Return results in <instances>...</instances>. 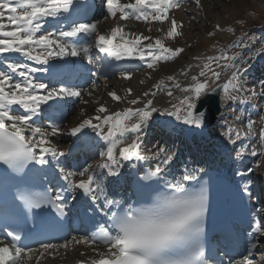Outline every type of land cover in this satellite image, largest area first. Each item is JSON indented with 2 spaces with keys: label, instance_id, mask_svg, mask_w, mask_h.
Segmentation results:
<instances>
[{
  "label": "snow or ice",
  "instance_id": "1",
  "mask_svg": "<svg viewBox=\"0 0 264 264\" xmlns=\"http://www.w3.org/2000/svg\"><path fill=\"white\" fill-rule=\"evenodd\" d=\"M180 2L181 0H133V2L121 3V0H105L107 8L105 19L117 18L119 14V21L134 18L149 24L157 22L159 25L157 31L161 35L153 37L128 32L120 23L102 32L99 29V21L72 22L66 30L44 31L45 23L49 18L55 20L62 17L68 21L76 10L75 0H0V55L19 54L26 61H34L37 64H48L54 57L65 56L82 57L91 63L90 53L94 47L116 61L126 58L139 59L145 62L149 70H153L159 62L178 58L184 51L181 47H171L166 44V41L182 35L178 31L182 25L174 17L169 16V9L179 7ZM193 2L197 7L200 6V0ZM83 11L86 9L81 8L80 12ZM227 31L231 32L232 29L228 28ZM78 38H86V42L78 43ZM262 52L264 49L259 50L256 55ZM235 58L225 56L223 53L219 57H206L201 65H198V74L191 76V83L184 87L179 83L174 84V87L184 93L178 105L158 108L153 106L152 99L141 101L137 97L128 100V103L142 106L125 107L122 111L110 113L101 103L95 108L94 116L84 115L74 126L68 128H63L55 122L44 127L36 124L34 117H38L43 110L42 105H48L49 101L61 97L78 98L81 92L64 85L50 88L49 85L36 81L32 76V73L45 69L6 59L7 70H0V166H3L0 167V185L8 186L16 179L14 174L25 173L30 166L39 165L43 168L49 165L50 157L58 164V157H64L65 152L57 148L52 138L67 135L79 139L84 134V130L90 128L105 143V150L100 153L101 161L84 167L78 173L66 171L64 167H59L58 171L69 189L82 190L93 203L98 202L103 196L104 209H107L104 214L108 223L99 226L90 236L73 237L72 241L59 247H66L73 241L104 245L107 251L98 252L99 259H93L91 264H254L251 258L253 250L258 249L264 239V220L261 219L264 206L255 209L251 223L252 230L248 233L247 254L238 260L225 262L222 258L223 254L220 258L209 256L201 241L204 217L208 210V187L207 182L198 181L193 172L186 170L174 183L164 181L165 190L158 192L157 200L165 206V211L159 215L154 214L152 209L131 206L123 212L112 211L110 206H117L120 202L103 195L104 190L100 181V177L105 174L108 177H117L119 175L117 169L122 160L151 158L156 161L154 168L136 182L141 191L151 190L152 185L144 182H155V178L163 176L165 170L171 166L174 154L169 153L166 146L158 145L156 151L151 153V157L142 155L141 133L153 113L161 112L175 116L177 120L183 116L185 124L200 127L205 123L206 113H197L194 110L197 109L199 98L205 94L222 89L226 99L233 102L240 100L241 103H248L258 95L264 96V87L259 93L255 88L241 89L236 72L228 82L212 87V82L219 81L221 76V72L216 71L212 65L216 63L217 67H220L217 63L219 60ZM14 74L19 79H14ZM130 75L128 71L120 72V76L124 79H129ZM166 79L175 81L172 75H168ZM163 83L160 81L152 87L159 89ZM127 91L131 93V89ZM232 91H243L246 94L241 98L232 95ZM88 95L91 96L92 92L89 91ZM107 95L113 101L122 102L123 98L116 91H109ZM149 95L155 93L150 91L142 93L145 98ZM167 95L172 96V91L168 90ZM81 103L86 104L88 101L82 100ZM51 107L49 105V108ZM80 111L84 113L83 108ZM128 133L135 134V138L130 143L125 142ZM222 135L227 143L235 145L242 138L246 139L254 135V121L249 119L245 127L241 128L230 125ZM259 137L261 141L259 152L253 149L251 155L264 157V127L259 129ZM245 152L246 149L241 147L236 151V157H243ZM253 170L254 168L247 169L248 172ZM237 174L243 175V173ZM77 175L79 179L75 178ZM189 182H196L200 186L189 191L186 187ZM169 191L171 194H167ZM242 191L251 199L247 184L243 185ZM15 198L25 210L31 211L33 208L51 205L59 214H63L64 195L61 191H56L53 195L51 190L17 189ZM6 218L7 211H0V219ZM3 232L9 243L0 240V264H19L24 256L36 251L20 245L22 235L19 231L5 226ZM56 247L58 246L55 244H41V255Z\"/></svg>",
  "mask_w": 264,
  "mask_h": 264
},
{
  "label": "bare ground",
  "instance_id": "2",
  "mask_svg": "<svg viewBox=\"0 0 264 264\" xmlns=\"http://www.w3.org/2000/svg\"><path fill=\"white\" fill-rule=\"evenodd\" d=\"M213 1L214 0H200V5L203 8V10H205L206 12H210V7H211L210 5L212 4L211 2ZM129 2H133V0H121V3H129ZM196 8L197 6L193 2V0H184L182 3H180L179 7L169 9V16L174 17L182 25L181 28H178V31L182 33L181 37L182 38L184 37L186 41H192L193 37H195L197 34L193 32L194 29L196 28L194 22ZM118 15L119 14H117V18L105 19L106 14H102V12L99 11L98 14L94 16L93 20L90 23L99 21V29L102 32H106L110 30V28L117 23L116 20H118ZM130 22L131 24L123 23L122 21L118 20V23L122 24L125 30L128 32H137V33H142L144 35H151L153 37L157 35H161V33L157 31V27L159 26L157 22H152L151 24H149L145 21L136 20V19H130ZM213 23L215 24L214 21ZM64 26L66 25L62 23L54 28L44 29V31H56L58 30V28L63 29ZM200 29H204V27L202 28L198 27V31ZM218 29L220 32L222 31V28H218ZM221 33L224 34L225 31L224 33L223 32ZM176 41L177 40L173 38L170 41H166V44L171 47H177ZM77 42L84 43L86 42V38L85 39L78 38ZM183 45H185V43L180 41L178 47H182ZM192 54H194V56L196 55L197 57H201L203 55V52L199 51L198 48L197 49L189 48L188 54L186 55L185 53L184 55L186 57L180 56L178 58H174L173 60L167 62L161 61L153 70H149L146 67L145 62L140 61L139 59H137L139 64L137 63L136 65H128L123 68L117 69L115 68L113 61L108 59L104 53H100L98 49H95L93 47L90 53L91 63H89L87 59H84L82 57H73L70 63H67L65 65V66H70V70L69 71L66 70L65 78L60 83L53 84L51 87V88H58L61 85H64L67 87L76 88L81 92V96L78 98L61 97L66 107L65 111H62V109L44 110L41 112L40 116L35 120V122L36 124L44 127H48L50 124L55 122L57 124H60L63 128H68L74 126L79 121V119H82L84 117V115L94 116L96 114L95 108L99 106V104L101 103L106 106V108L110 113L115 111H122L125 107L142 106V105L133 106L128 103V100L135 99L137 97H139L141 101H143L144 99H152L154 101L153 106H155L156 104L158 105V103L162 104L163 101L167 104L166 105L167 107H170V105H172L171 104L172 101L178 100L179 102V99L184 95V93H182L179 89L174 87V84L176 83V78L182 75V70H184L187 64L189 63L190 60L188 58L191 57ZM9 55H13V57H9ZM6 59L12 62L21 63L22 57H20L19 54H14V53L0 55V70H7L5 64ZM128 59H135V58H128ZM262 66H264V60L257 59V57L255 56L252 60H249V58L244 53H242L235 59L234 62L231 63V66L229 68L230 70L228 71L222 70L219 80H222L224 81V83H226L232 77V74L236 72L239 86L241 87V89L245 87L248 88L250 86V88H255V90H259V87L257 88V83L255 78L258 76L257 73L261 70ZM121 71H128L131 74L130 78L129 79L122 78L120 76ZM168 75L174 76L175 81H167L166 77ZM14 79H18L15 74H14ZM160 81H163L164 83L159 89L152 87L154 84H157ZM215 82L217 81L212 82V85ZM189 83H191V79L190 80L185 79L182 83L180 82L179 84L181 85V87H184L187 86ZM94 84H95V88H93ZM128 89H131V93L127 91ZM168 90L172 91L173 93L172 96L167 95ZM89 91L92 92L91 96L88 95ZM109 91H116L117 94L123 98L122 102L113 101L107 95ZM145 91H150L151 93H155V95H149V97L145 98L142 96V93ZM232 92L239 95L243 91H239V92L232 91ZM245 94L246 93H243V95ZM225 97L226 94L222 90L221 98H220L222 102V108L218 113V117L215 123L209 128V136L207 138L200 137L199 140H197L195 137H192L191 139L193 140L192 144H189L187 140L183 138V136H185V132L188 131L187 129L189 128L190 124L184 123L180 126L179 122L178 123L175 121L173 122L168 115H167L168 117L166 116L165 118H163L162 116H160L161 112L153 113L152 117L149 119V122L144 126L143 131L141 133L142 155L151 157V153L154 152V149L158 145L166 146L168 148V145L171 144L168 141L160 145L161 138H164V136H168L169 141H171V139H175L179 141L173 143V146L171 144L173 149H175L176 147L175 150L170 151L169 150L170 148H168L169 153L174 154V161L171 163V166L165 170L163 176H161L163 177L162 179L164 181H170L174 183L175 180L178 179L183 174V171L181 169L182 167H184L183 169L185 171L187 170L189 172H193V174L198 173L199 170L195 168L201 166L200 161H202L205 157H207V160L210 163L209 167L210 168L213 167V171L216 173L224 174L227 172L228 169H231L232 171L231 174H232L234 173L233 170L234 167L235 168L237 167L236 170L238 169L239 172L243 173L244 175L245 170H247L248 168H254L253 176H255V172H256L254 166L255 157L251 155V152L253 150V146H252L253 140L256 138L257 135L256 130L254 129V135L252 137L246 139L242 138L235 145L227 143L222 133L226 132L227 128L230 125H234L235 127L241 128V127H245L249 119L252 120V116L254 114L253 110L255 109L254 103L257 97L248 103H241L240 101L232 102L230 108H226L224 106V101L229 100L226 99ZM82 100H86L88 101V103L83 104L81 103ZM80 108L84 109V113H81V111L79 110ZM74 111H76V115L71 116L70 119L68 120V115L72 114V112ZM165 125L169 128V132L173 131L174 133V130L177 129L179 131L178 136L173 137L170 136V133H165L164 132ZM85 131L88 132L87 135L92 134L94 136L93 140H90V137L83 138L82 136H80L79 139H77L75 137H70L67 135L57 136L52 138L53 143L57 146V148L65 152L64 157L61 158L58 157L59 160L58 164L55 161H52L57 178L62 179L59 175V171H58L59 167H64L66 171H69L67 164L68 162L66 160L67 158L72 159L74 163L75 161L74 159L78 158L79 156L85 157V160L82 159V162L80 164V167L83 168L87 167L90 164L95 165L101 161L100 153L105 150L104 141L100 140V138L96 136V134L93 132L92 129H85L84 132ZM69 137L71 138V141L75 140L74 141L75 146H81L80 152L73 150V148L66 150L67 147L65 142L66 139H68ZM134 138H135L134 133H128L126 134L125 142L130 143L131 140ZM177 147L179 149H177ZM241 147H244L246 149L244 156H247L248 160H244V158L242 157L240 158L236 157V151H238ZM229 148L231 150H228ZM118 152H119V146L116 149L117 155ZM224 152H225L224 155H220ZM225 155L229 157V160H222V157H224ZM245 162H249V163L246 165V168H243L242 165ZM132 163L133 162L126 164L122 160L120 163V167L118 168V170H120L119 175L116 178L111 177L112 181L109 180L108 182L109 185H107V187L111 189L112 187L111 184L113 182V179L114 181H116L117 179L119 181L117 182V186H116L117 189L123 187L122 183H124L125 185L130 184V181L132 179L131 177L132 174L130 173L132 169L131 168ZM155 163L156 161H154L151 158L146 160H140L139 167H142L143 165L147 166L148 164L149 167L153 169ZM80 167L78 169H76L75 167V170L73 171L71 170V172L78 173L83 169ZM75 178L79 179L80 177L77 175ZM250 180L254 184V179L252 180V176L250 177ZM262 185L264 189V181ZM58 187H59V183H57L55 189L58 190ZM65 189L68 191V199L66 204L69 207L72 208L79 204L84 205L85 198L83 197L82 190L77 189L73 191L68 188L67 183ZM122 192L123 190L121 188V190L118 193H122ZM126 193L127 194L125 195L124 200H127V203H129L130 200H132L133 198L130 191V187L126 186ZM116 199L118 200L119 196ZM262 206H264V201ZM75 215L76 213L73 214L72 219L73 222L76 224L77 230L72 231L71 235L76 234L74 237L78 238L79 237L78 234H81L83 232L82 230L83 228L80 227L78 219ZM262 216L264 217V214H262ZM261 219L264 220L263 218ZM250 227L251 224L246 225L247 230H249ZM71 235L69 237H71ZM244 237L245 238H242L241 240L242 243L237 250L240 251V254L243 253L245 255L247 254L249 236L248 234H246ZM262 243H264V239H262ZM92 246L97 248V250H99L98 248H100L94 245ZM37 247L39 248L40 246ZM101 250L102 248L99 251ZM253 252H254L252 258L253 261L255 259L256 263L261 264L264 260L263 248L262 249L258 248L256 250H253ZM29 256L25 259L22 258L23 260H21V263L23 264L28 263L30 260ZM88 256H91V258H87V257L83 258L80 256L81 258H78V260H67L66 262L63 263L60 262V263L81 264L80 261L82 260L91 263L93 259L99 258L98 255L95 253L94 254L90 253Z\"/></svg>",
  "mask_w": 264,
  "mask_h": 264
},
{
  "label": "rangeland",
  "instance_id": "3",
  "mask_svg": "<svg viewBox=\"0 0 264 264\" xmlns=\"http://www.w3.org/2000/svg\"><path fill=\"white\" fill-rule=\"evenodd\" d=\"M211 3L212 4L210 5L211 6L210 12H206L205 10H203L201 5L196 8L195 16H194V20H195L194 22L196 28L194 29L193 32L197 34L195 37H193L192 41H186L184 37L183 38L181 37L182 35L175 38L177 40L176 41L177 46H179L180 41L185 43V45L181 47L184 49L183 53L180 55L181 57H186L184 55L185 53L186 55L188 54L189 48L190 49L198 48L199 51L203 52V55L201 57H197L196 55L194 56V54H192V56L188 58L190 61L185 67V69L182 70L183 76L180 75L179 77H177L176 83H180V82L182 83L185 79L190 80L191 76L197 75L199 72L198 65H201L202 61H204L206 57H210V56L219 57L221 53H223L225 56L237 58L240 54L244 53L249 58V60H252L254 56L257 58L263 57L264 59V52H262L260 55H256V53L259 50L264 49V0H214ZM213 21L215 22V24L218 23V25L222 27L223 30L225 29L224 31L226 34L224 33L223 30L221 32H223L224 34H222L218 29L214 28ZM198 27L200 28L204 27V29H200L198 31ZM228 28H231L232 31L231 32L227 31ZM260 32L261 34H259ZM209 33H211V35H209ZM180 39H182L183 41ZM245 45H247V47H244ZM235 59L234 60L221 59L217 62L220 65V67H217L216 63H214L212 66L216 71L219 72H222V70L228 71L230 70L229 68L231 66V63L234 62ZM189 65H191V67H188ZM225 65H230V66L224 67ZM257 74L258 76L255 79L257 83V88L259 87V90H257V92L259 93L260 89L264 87V84L261 83L264 82V69L260 70ZM248 88H250V86ZM243 93L244 92H242L241 94L243 95ZM241 94L237 95L234 92H232V95H236L238 97H242ZM230 101L231 100L224 101V105L226 108H230L231 105L230 103L233 102ZM176 103L178 105V100L171 102V104H176ZM254 104H255L254 105L255 109L253 111L254 114L252 116V121H254V129L256 130L257 135L256 138L253 140L252 146L255 150H257V152H259L261 146L259 129L261 127H264V119H261L262 117H264V96L258 95ZM166 105L167 104L162 101V104L158 103V105L156 104L155 106L159 108H165L167 107ZM74 115H76V111L68 115V120L70 119L71 116ZM160 116L165 118L167 114L160 113ZM169 117L171 119L172 118L176 119L175 116L172 117L169 116ZM172 121L174 122L173 119ZM175 122L177 123L179 122L181 126L184 123L183 116L181 117L180 121L178 120ZM90 140H93V138L91 137ZM70 141H71L70 137L66 139L65 142L67 147L66 150L71 149L75 145L74 143L75 140L71 142ZM167 141L170 142L172 146L173 143L179 142L178 140L175 139H171V141H169V137L164 136V138H161L160 145L164 144ZM171 144L168 145V148H170L169 149L170 151H173L176 149V147L175 149H173ZM156 148L154 149V151L156 150ZM177 149L179 148L177 147ZM254 157H255V165L257 164L259 165V167H256L255 169L256 172L254 179V191L256 196H258V203L261 205L262 202L264 201V189L262 185L263 175H264V157H261L259 155ZM82 159L85 160V157L79 156L78 158L74 159L75 161L73 163L72 159L67 158L66 160L68 162L67 163L68 170L73 171L75 170V167L76 169H78L80 167ZM117 171L118 173H120V170L117 169ZM106 182L107 181H105L104 183ZM116 182H119L118 179L116 180ZM101 187L104 190L103 195H106L107 197L111 195V189L108 188L107 186L105 188L102 181H101ZM82 230L83 232L81 234H78L79 237L85 235L84 229ZM75 235L76 234H73L71 235V237L72 236L74 237ZM73 237L70 240L69 239L68 240L72 241ZM63 244L66 243L56 244L58 247L45 251L43 252L42 255H41L42 250L40 249V247L39 248L37 247L34 253H29L27 256H24L23 259L27 258L30 255L29 257L31 261L29 260L30 263L28 262L26 264H54V263L61 264L60 262L63 263L66 262L67 260H78V258L81 257L89 258L91 257L88 256L90 253L91 254L97 253L101 249L98 248L99 250L97 251L96 250L97 248L93 247L92 245H88L84 243H76L74 241L72 243H68L66 247H59V245H63ZM19 264H23V263H21L20 261Z\"/></svg>",
  "mask_w": 264,
  "mask_h": 264
},
{
  "label": "water",
  "instance_id": "4",
  "mask_svg": "<svg viewBox=\"0 0 264 264\" xmlns=\"http://www.w3.org/2000/svg\"><path fill=\"white\" fill-rule=\"evenodd\" d=\"M217 84H224L223 81H219L212 85V87H216ZM222 90V89H221ZM210 92L208 94L203 95L197 101V109L194 110L198 112L206 113V120L204 125L197 127L195 125H191V131L198 136L207 137L209 134V128L214 124L217 114L220 111L221 104L219 100L220 92Z\"/></svg>",
  "mask_w": 264,
  "mask_h": 264
},
{
  "label": "clouds",
  "instance_id": "5",
  "mask_svg": "<svg viewBox=\"0 0 264 264\" xmlns=\"http://www.w3.org/2000/svg\"><path fill=\"white\" fill-rule=\"evenodd\" d=\"M158 195H159V193H157L154 196L153 201L149 204L142 205L139 207H134V206H131V207L132 208H139V209H152L154 211V214H156V215L162 214L165 211V206H163L161 203L158 202V200H157ZM128 207L125 210H127Z\"/></svg>",
  "mask_w": 264,
  "mask_h": 264
}]
</instances>
